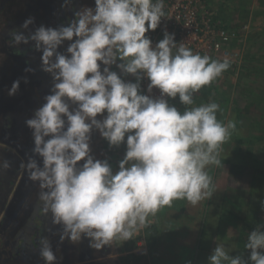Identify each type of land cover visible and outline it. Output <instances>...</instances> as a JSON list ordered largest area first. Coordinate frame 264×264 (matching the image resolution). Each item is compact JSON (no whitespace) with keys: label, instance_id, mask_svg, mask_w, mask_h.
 <instances>
[{"label":"clouds","instance_id":"clouds-1","mask_svg":"<svg viewBox=\"0 0 264 264\" xmlns=\"http://www.w3.org/2000/svg\"><path fill=\"white\" fill-rule=\"evenodd\" d=\"M94 3V8L74 11L73 0H64L62 7L74 16L67 26L41 25L32 31L34 17H29L22 30L9 36L13 47L31 44L42 52L41 69L53 81L46 103L26 121L34 147L21 165L38 185L39 211L61 226V242L85 237L91 248L101 250L133 240L176 200L196 206L210 199L214 185L207 169L222 164V146L236 123L218 120L216 102L194 106L195 94L230 68L229 59L193 52L167 31L154 46L146 36L166 18L164 0ZM65 41L71 42L67 54L58 51ZM112 66L136 82H125ZM144 78L150 81L148 93L159 89L158 98L141 94ZM19 85L15 81L8 94L15 95ZM177 97L183 112L166 99ZM93 130L110 147L124 143L127 135L126 154L115 174L106 159L91 154ZM0 167L10 164L4 161ZM262 227L248 234V260L231 256L220 243L209 264H264ZM38 244L45 264H57L49 238L42 236Z\"/></svg>","mask_w":264,"mask_h":264},{"label":"rangeland","instance_id":"rangeland-1","mask_svg":"<svg viewBox=\"0 0 264 264\" xmlns=\"http://www.w3.org/2000/svg\"><path fill=\"white\" fill-rule=\"evenodd\" d=\"M78 1H87L86 4L94 2V0H73L75 6ZM63 4L64 0H0V17L2 13L9 15L14 13L15 26L12 30H22L24 21L34 17V24L29 26L30 30L34 31L44 24L49 27L51 6H54L60 13V20L67 26L74 16L63 9ZM207 6L220 25L236 30L240 34L227 50L238 54L241 60L236 67L224 72L220 78L210 86L202 88L194 96V106L216 102L220 105V111L217 112L218 120L225 124L229 120L236 123L231 139L222 146V164L208 168L214 193L210 199L201 201L196 206H192L186 200L183 202L176 200L173 203V208L176 207V210L168 212V226L162 229L163 232L160 231L157 237L150 235L149 228H146L133 240L117 241L108 246L111 252L109 256L118 259V264H209L211 251H214L220 243L230 248L231 256L243 255V258L248 260L250 251L244 247L248 234L257 226H264V0H207ZM3 7L9 8L3 9ZM245 27L247 29L243 30ZM27 46L30 45L21 44L19 48H15L22 51L23 47ZM9 53L12 54L11 51ZM38 56L27 58L26 63L19 57H11L10 62L7 63H2L0 60V134H4V130L1 129H5L6 126L9 128L8 133L11 134L13 133L10 127H14L15 134L30 131L26 121L31 119L34 112L42 106L41 100L52 94L53 81L48 73L46 76L48 92L45 94L43 90L44 96H41L37 87L39 82H45L41 57ZM116 72L120 73L118 68ZM17 80L20 81L19 90L15 95L10 96L8 93ZM32 83H35L37 88ZM13 96L16 101L13 103L16 109L14 117L18 122L15 126H12L14 122L10 120V112H6V107H10L9 100ZM176 100L180 111L183 112L185 106L180 103L178 97ZM96 138L90 142L91 154L96 159H106L115 174L119 171V163L126 154L127 136L125 142L118 147H110L100 134ZM5 146L7 145L0 142V164L7 161L11 166L12 153L17 152L12 147ZM80 163L82 164L83 161ZM9 168L0 167V177L9 173ZM6 186L10 195L5 201L0 200V225L5 223L3 222L5 218H8L7 213L13 203L11 199L16 197L18 183L11 185L7 181ZM26 192V188L20 191L17 204L21 202L20 199ZM38 193L39 188L36 187L26 198L25 204H27L24 206L28 207L29 203L35 202ZM22 215L21 210L18 216L15 214L14 220L9 221L6 230L3 226L2 230L0 228V232L2 231L0 239L10 243L0 246V250L3 251L9 246L14 251L27 246L32 249L38 243L37 232L33 237L32 231L29 230L27 235L22 234L23 230L16 233L18 223L23 222V218H20ZM261 230H264V227ZM23 238L27 242H23ZM55 241H58L60 246L66 242L68 248H72L73 245L67 239L63 242L60 239ZM122 250L124 253L121 252ZM90 258L97 259L99 255L92 253Z\"/></svg>","mask_w":264,"mask_h":264},{"label":"built area","instance_id":"built-area-1","mask_svg":"<svg viewBox=\"0 0 264 264\" xmlns=\"http://www.w3.org/2000/svg\"><path fill=\"white\" fill-rule=\"evenodd\" d=\"M164 3L166 18L162 19L155 31L146 33L153 46L164 38V33L167 31L175 35L176 43H185L193 52L207 54L217 60L229 59L231 66L227 71L241 62L238 54L227 50V47L236 41L240 34L236 30L220 25L208 8L207 0H164ZM246 29L247 27L243 30ZM149 83L147 78L140 82L141 94L158 98L159 89H153L152 93L147 92ZM166 99L172 104L171 98Z\"/></svg>","mask_w":264,"mask_h":264},{"label":"flooded vegetation","instance_id":"flooded-vegetation-1","mask_svg":"<svg viewBox=\"0 0 264 264\" xmlns=\"http://www.w3.org/2000/svg\"><path fill=\"white\" fill-rule=\"evenodd\" d=\"M5 8H9V7H3V9H5ZM51 10H52L51 16L49 13H47L50 16V18L48 17L49 18L48 24L52 28H54L53 25L55 26V28H57L56 14L58 13V9L54 6H51ZM42 12L44 13V11H42ZM13 14H14L13 12L11 13V15H9L8 13H2V15L0 17V60H2V63H7V62H10L11 57H13V58L19 57L20 59H22V61H24V63H26L29 58H34L38 55H39L38 57L40 58L42 55V52L35 51L31 44H29L30 46L23 47L21 52H19V50H17L15 47H13L10 44L11 37L9 36V33L11 32L12 28L15 26V18L13 16ZM50 20H51V22H50ZM43 26L46 27V24H44ZM13 48H15V49H13ZM9 51H11L12 54L9 53ZM13 65H14V62H13ZM13 65H12V67H13ZM32 85L34 87H36L35 83H32ZM37 87L39 88V92H40L41 96L42 95L44 96V91H43V87L41 86V82H39V85ZM36 88L34 90H36ZM41 101H42V106H43L46 103V100H41ZM15 102L16 101H15V98L13 96L9 100L10 107H6V112L7 113L10 112L9 113V115L11 116L10 120H12L14 122V125H12V126L17 125V123H18V122H16L15 117H14L16 109H15V106L13 105V103H15ZM36 104H38V102ZM4 118L5 117H3V120H4ZM1 122L5 123L2 120H1ZM1 130L2 131L4 130V134H2V133L0 134V142L7 145V146H5L6 148L12 147L17 152V153H12V161H11V166L9 168V173H6V175H4L2 182H4L6 184L7 181H9V182H12V185H15L17 182L18 188H20L25 176L27 175L25 169L22 168L21 165L24 163H27V159L29 156L32 155V149L34 147V140H33V137H31L32 131L30 130L28 132L25 131L22 133L20 132V133L15 134L14 133V131H15L14 127H10V131L12 130V133H13V134H11V133H8L9 128L7 126L5 127V129H1ZM40 163L42 166V162H40ZM1 177H0V179H1ZM17 180H19V182ZM5 187H6V189L8 188L6 185H5ZM26 194H27V192H26ZM26 194L23 196L24 202L26 201V198H27ZM15 198L16 197L11 199L13 201V203H14ZM37 199H38V197H37ZM33 200H34V198H33ZM35 202L29 203L30 205L28 207L24 206V208L22 210L23 215L20 218L26 219V218L31 216L30 212L34 208ZM13 203H11L10 210L7 213L8 216L11 212V208L13 206ZM10 218H11V221L14 220L15 215H10ZM35 218H36V216H35ZM4 221L6 222L7 219L5 218ZM23 221H24V219H23ZM2 226H3V224L0 225V228H2ZM22 226H23V222L18 223V228H17L16 233H19V229L22 228ZM34 227H36V225ZM1 233H2V231H1ZM55 240L56 239H54V238L50 240L52 247L54 246ZM0 264H1V262H0Z\"/></svg>","mask_w":264,"mask_h":264},{"label":"crops","instance_id":"crops-1","mask_svg":"<svg viewBox=\"0 0 264 264\" xmlns=\"http://www.w3.org/2000/svg\"><path fill=\"white\" fill-rule=\"evenodd\" d=\"M86 2L87 1H78L76 3V6L73 3L74 11H75V8L77 9V11H79L83 7H95L94 2L93 3H87V4H86ZM64 10H67V9H64ZM67 11L71 12L73 14V10H67ZM53 27H54V25H53ZM70 43L71 42H69V41H65L64 44L60 47V51L62 53L67 54L66 49ZM102 68H103V66H102ZM116 69L117 68L115 66H112V68H111L112 71H116ZM118 71H120V70L118 69ZM118 75L125 82H133V83L136 82L135 77L132 76L131 74L123 73L120 71V73ZM46 76H47V73H45V82L41 83L43 90H45V94L48 92L47 91L48 77L46 79ZM172 105L177 107V109L180 111V108L177 105L176 99L175 100L172 99ZM70 106L72 108H75V105L70 104ZM97 119H100V117H97ZM98 135H99V132L96 130H93L91 140L94 141L95 139H97L96 137ZM178 202H183V200H178ZM204 204H205V202H204ZM170 210L171 211L176 210V207L173 208V204L171 207L166 206L164 209H162L157 214V217L154 219V222L148 227L149 228L148 233L150 235H156L153 237H157L158 233L160 231L163 232L162 229H164L166 226H168V221H169L168 212ZM206 220H207V217H206ZM194 225L196 226V223ZM47 230L50 232L52 239L53 238L54 239H60V233L62 232V228H61V226L53 225L51 217H50V220L48 222ZM71 244H73L72 248H68L69 245L66 242H65V244L60 246V245H58V241H54V246L52 247V249H53V252L57 256V264H61V263L62 264H118V262H119V260L116 259L115 257L109 256L111 254V252H110L108 246H105L101 250H95V249L91 248L90 247V240L88 238L82 237L80 242H78V243H72L71 242ZM155 244L157 245L158 243H155ZM121 252L124 253V250H122ZM211 252L213 253V251H211ZM92 253L99 255V258H97V259L90 258ZM101 254H102V256H101ZM59 255H61V256H59ZM73 258L75 259L74 261H73ZM77 258H80V260H76ZM88 259H90V260H88Z\"/></svg>","mask_w":264,"mask_h":264},{"label":"trees","instance_id":"trees-1","mask_svg":"<svg viewBox=\"0 0 264 264\" xmlns=\"http://www.w3.org/2000/svg\"><path fill=\"white\" fill-rule=\"evenodd\" d=\"M56 24H57V27L65 26L62 23V21L60 20V13L56 14ZM19 52H21V51H19ZM2 181H3V177H1V179H0V193H3V195H0V199L5 201L7 199V197H9L10 194H9V192H7L8 189H6V187H5L6 184ZM10 184L12 185V182H10ZM36 187H38V185L36 183L30 181L28 179V176L26 175L21 186H20V188H18L16 191L17 192L16 198L14 200V203H13V206L11 208V212L7 218V221L6 222L3 221V222H5L4 224L2 223L5 230L9 226V221L11 220L10 215L17 214V216H18L19 212H21V210H23V208H24V204L26 201L24 202L23 198L20 199L21 202H19V204H17L20 191H22L23 189L26 188V190H27L26 196L28 198V196L33 193V191L36 189ZM30 215L31 216L26 218V219L23 218L24 219L23 226H22V228L19 229V230H23L22 234L26 233V235H27L28 230H29V231H32V234H31L32 237L34 236V234L36 232L38 233V241L42 236L48 237L51 240L52 238H51L50 232L47 230L48 222L50 220L51 215L49 214L48 216H45L42 212L39 211L38 199L36 200L35 206L31 210ZM35 216H36V218H35ZM206 222H207V220H206ZM35 225H36V227H34ZM246 227H248V226L246 225ZM2 228H1V230H2ZM23 242H27V241L23 238ZM7 243L10 244L9 241H4V240L0 239V246L7 244ZM30 248H31L30 246H27L21 250L14 251L12 249V247L9 246V248L7 247L3 251L0 250V262H1V264H45V261L40 257V254H39V244L37 243L34 246V248H32V249H30Z\"/></svg>","mask_w":264,"mask_h":264}]
</instances>
